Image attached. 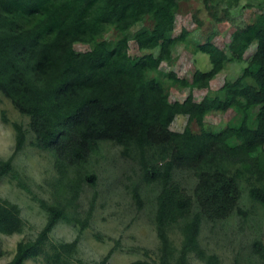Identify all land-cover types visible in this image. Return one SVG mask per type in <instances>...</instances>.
<instances>
[{"label": "trees", "instance_id": "16d2710c", "mask_svg": "<svg viewBox=\"0 0 264 264\" xmlns=\"http://www.w3.org/2000/svg\"><path fill=\"white\" fill-rule=\"evenodd\" d=\"M187 1L0 0V93L29 117L33 144L53 155L57 188L65 194L53 203L39 199L47 222L35 239L17 244L8 264H25L41 256L51 257L50 264H83L73 257L78 239L56 245L50 235L62 219L79 222L82 231L89 226L92 210L80 218L73 207L83 187L95 183V172H82L80 166L101 141H113L125 153L137 148L142 156L154 145L162 151L163 165L145 163L144 169L148 179L160 185L156 264H188L190 253L205 264L220 263L217 255L202 248L201 225L206 210L221 217L236 206L243 190L242 177L250 184L251 198L264 206V12L234 31L231 57L214 43L213 34L197 44L196 50L209 56L211 68L197 69L191 79L180 78L175 72L160 71V66L173 61L179 41H189L187 29L176 35V16ZM203 3L216 24L226 21L229 12L221 10L216 0ZM146 21L151 25L131 33ZM111 30L116 37L108 40L105 35ZM131 40L148 52L132 57ZM254 42L256 51L239 77L226 81L200 102L192 94L182 102L170 101L173 85L209 88L228 61L244 60ZM76 43L91 49L78 52ZM231 110L238 117L236 123L218 130L207 128L204 118L209 113ZM180 115L188 118L181 132L171 127ZM192 123L199 126V132L191 129ZM13 127L17 153L27 134L21 123L13 122ZM12 162V158L0 160V179L10 175L25 187ZM233 167L238 169L232 172ZM176 169L191 170L197 178L193 195L173 179ZM136 197L141 203L138 193ZM23 226L19 206L0 200V233L12 234ZM174 226L182 235L178 251L169 234ZM113 251L98 264H108ZM129 264L153 263L136 260Z\"/></svg>", "mask_w": 264, "mask_h": 264}, {"label": "rangeland", "instance_id": "374dc122", "mask_svg": "<svg viewBox=\"0 0 264 264\" xmlns=\"http://www.w3.org/2000/svg\"><path fill=\"white\" fill-rule=\"evenodd\" d=\"M216 3L221 10L229 12L226 21L220 24L211 19L203 0H188L181 4L176 16V35L187 29L190 32L189 41H179L176 44L173 61L163 62L160 71L175 72L180 78L191 79L197 69L209 70V56L197 51V44L207 42L208 37L213 34L214 43L231 57L229 45L234 31L264 12V0H216ZM195 14L198 19H195ZM148 25H151L150 21L139 23L132 28L131 33ZM115 37L114 30L105 35L108 40ZM256 47L257 42H254L243 61H228L225 68L213 77L209 88L191 90L173 85L170 88V101L182 102L192 94L195 101L200 102L206 95L219 91L226 81L241 75ZM75 48L78 52H85L91 46L76 43ZM145 52L148 51L140 50L135 40L130 41L129 53L132 57L138 58ZM154 53L157 55L159 52ZM237 120L238 117L232 110L213 111L204 118L207 128L212 130L236 123ZM13 122L21 123L27 134L24 147L17 153ZM29 122V117L0 93V160L12 158V164L25 184V187L19 185L18 179L10 175L0 179V200L18 205L24 221L21 231L0 233V264H8L16 253L17 244L35 239L45 226L48 215L39 199L53 203L65 195L57 188L58 172L54 157L50 152L34 146L35 136L29 129ZM187 122V116L180 115L171 127L181 132ZM190 126L194 132L200 131L196 123ZM158 148V145L148 147L142 156L134 147L125 153L124 147L113 141L99 142L96 151L80 166L82 172H95V183H88L83 187L80 199L73 207L74 215L80 218H84L92 210L89 226L82 231L79 222L62 219L51 232L52 244L71 243L78 239L73 257L83 264H98L111 249L114 251L108 264H129L136 260H148L156 264L160 254V240L155 213L160 185L157 181H150L144 169L145 163L163 165L164 161L160 159L162 151ZM237 169L233 167L232 172ZM173 179L193 195L197 178L191 170L176 169L173 171ZM240 181L243 184L242 193L236 206L227 215L219 217L214 211H205L199 242L206 253L218 256L219 264H264V206L251 198L247 178L242 177ZM136 193L140 196L141 203L138 202ZM169 234L175 249L180 250V228L172 227ZM50 258L41 256L29 259L25 264H50ZM188 264L205 262L196 254L190 253Z\"/></svg>", "mask_w": 264, "mask_h": 264}]
</instances>
